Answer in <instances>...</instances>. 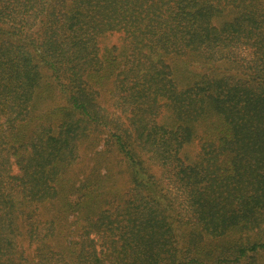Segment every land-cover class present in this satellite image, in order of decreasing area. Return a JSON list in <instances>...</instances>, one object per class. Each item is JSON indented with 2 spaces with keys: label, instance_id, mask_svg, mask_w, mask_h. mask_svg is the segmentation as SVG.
<instances>
[{
  "label": "trees",
  "instance_id": "trees-1",
  "mask_svg": "<svg viewBox=\"0 0 264 264\" xmlns=\"http://www.w3.org/2000/svg\"><path fill=\"white\" fill-rule=\"evenodd\" d=\"M1 24L0 264H264V0H0Z\"/></svg>",
  "mask_w": 264,
  "mask_h": 264
},
{
  "label": "rangeland",
  "instance_id": "rangeland-1",
  "mask_svg": "<svg viewBox=\"0 0 264 264\" xmlns=\"http://www.w3.org/2000/svg\"><path fill=\"white\" fill-rule=\"evenodd\" d=\"M17 20H19V18ZM0 29L1 30H7L8 28L6 25L1 24ZM121 42L122 41L120 39V35L113 34L110 36H106L102 40L101 45L103 47H106V48L111 47L113 45L119 47V46H121ZM186 67H187V74H189L188 72L198 70V67L193 63H188V66H186ZM42 77L43 78H42L40 87H43V86L49 87V84L47 82L48 75L46 73H44L42 75ZM177 81H178V86L182 87V86H184L183 83L185 82V77L182 75H179L177 77ZM40 95H41V97L38 101L40 103L38 105H39V108L42 109L41 113L45 112V110L48 107H50V105L52 103V99H58V94L55 90L42 91L40 93ZM112 103H113V101H112V98L110 97V95H105V96H103V98H101V106L104 108V111L108 116H111L110 113L115 111V108L113 107ZM51 106H53V105H51ZM115 115L117 116L118 114L116 113ZM157 121L159 124H163L168 129L171 128L173 126V123H174V119H173L170 111L167 109H164L160 113V115L157 118ZM206 124H207V122L205 121L204 123H200V124H197L195 126V129H196L195 137L189 144H186L182 148L181 153H180V156L182 158L187 157L190 160L195 159V157L197 156L198 151H199L201 140H205L206 138L209 139V137H210V134L205 132L207 130ZM99 136H100V139L102 140L103 134H100ZM85 148H86V146H85ZM97 150H99V151L103 150L102 146H97L93 150L89 147L86 148V150H85L86 151V156H85L86 159L84 160L85 164L90 165L92 163L91 158L94 157V154H95V152H97ZM83 158H84V156H83ZM83 170H85V167L75 168L74 172H75V174H77V177L80 176V178H81V177H83ZM152 172L155 173L156 175H159L160 169L158 170V168L153 167ZM113 174H114V176H113L112 184L107 185L106 190L111 191L112 193L118 192L119 195L125 194V192L127 191V188H128L126 176H124L122 173H119V169L116 167L113 170ZM163 184H164V181H163ZM67 235L71 239L74 238V235L72 234V228L70 229V233H68ZM66 240H68V239H66Z\"/></svg>",
  "mask_w": 264,
  "mask_h": 264
}]
</instances>
